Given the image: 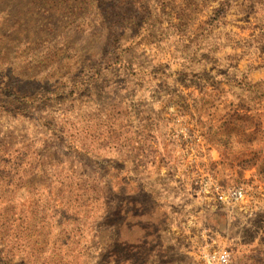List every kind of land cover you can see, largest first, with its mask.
<instances>
[{
  "label": "rangeland",
  "instance_id": "374dc122",
  "mask_svg": "<svg viewBox=\"0 0 264 264\" xmlns=\"http://www.w3.org/2000/svg\"><path fill=\"white\" fill-rule=\"evenodd\" d=\"M220 255L264 264V0H0V264Z\"/></svg>",
  "mask_w": 264,
  "mask_h": 264
},
{
  "label": "built area",
  "instance_id": "2783aa9c",
  "mask_svg": "<svg viewBox=\"0 0 264 264\" xmlns=\"http://www.w3.org/2000/svg\"><path fill=\"white\" fill-rule=\"evenodd\" d=\"M229 197L231 198V200H235V199H238L239 197H241V195H240V192L239 191H234L233 190V191H231L229 193ZM218 261H219L220 264H226L227 261H228L227 255H220L218 257Z\"/></svg>",
  "mask_w": 264,
  "mask_h": 264
}]
</instances>
